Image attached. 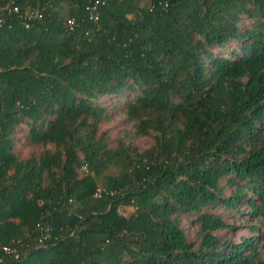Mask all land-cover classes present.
<instances>
[{"label":"trees","instance_id":"16d2710c","mask_svg":"<svg viewBox=\"0 0 264 264\" xmlns=\"http://www.w3.org/2000/svg\"><path fill=\"white\" fill-rule=\"evenodd\" d=\"M242 201L264 229V0H0V264H264L215 234Z\"/></svg>","mask_w":264,"mask_h":264},{"label":"rangeland","instance_id":"374dc122","mask_svg":"<svg viewBox=\"0 0 264 264\" xmlns=\"http://www.w3.org/2000/svg\"><path fill=\"white\" fill-rule=\"evenodd\" d=\"M236 44H232L229 50L232 49ZM223 51H220V53ZM226 54V53H225ZM134 100L133 95L129 96H115V97H105L101 100L99 105L111 108L112 120L104 126L105 130L109 131V134L115 138L124 137L127 142L139 147L140 149H146L154 143L153 136L154 133H151L148 136H139L136 135L134 129V123L127 119V116L123 113V108L127 106ZM223 186L226 185L224 181ZM233 187L226 186L224 190V196H229L233 191ZM251 194V192L249 193ZM249 206L247 202L242 201L238 204V211L234 209H226L224 207L217 209L215 212L221 214L226 221V223L232 226L229 229L223 231H217L215 234L222 241H231V242H240L242 237H259L257 249L260 258L264 260V248L262 247V240L260 236L264 232V229L261 227V224L258 222L257 218L249 216ZM193 218H183L182 225L186 229L188 239L190 242H198L197 240V226L191 223ZM259 227L260 230L253 232L251 229L253 227Z\"/></svg>","mask_w":264,"mask_h":264}]
</instances>
